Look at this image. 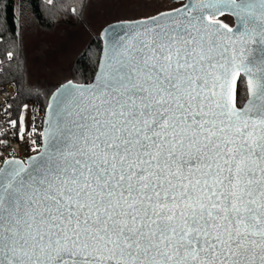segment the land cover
Segmentation results:
<instances>
[{
	"label": "snow or ice",
	"instance_id": "snow-or-ice-1",
	"mask_svg": "<svg viewBox=\"0 0 264 264\" xmlns=\"http://www.w3.org/2000/svg\"><path fill=\"white\" fill-rule=\"evenodd\" d=\"M173 11L114 49L95 89L53 97L59 112L91 92L74 127L50 125L46 161L0 167V264H264V59L244 58L264 0Z\"/></svg>",
	"mask_w": 264,
	"mask_h": 264
},
{
	"label": "rangeland",
	"instance_id": "rangeland-1",
	"mask_svg": "<svg viewBox=\"0 0 264 264\" xmlns=\"http://www.w3.org/2000/svg\"><path fill=\"white\" fill-rule=\"evenodd\" d=\"M174 0H86V6L74 25H40L30 10L23 9L19 20L20 52L25 61L24 83L29 94L42 98L67 81H76L72 67L86 44L107 25L121 21L147 19L178 8ZM220 22L231 27L229 18ZM33 102L20 112L18 133L29 136ZM32 147V143L29 144Z\"/></svg>",
	"mask_w": 264,
	"mask_h": 264
},
{
	"label": "trees",
	"instance_id": "trees-1",
	"mask_svg": "<svg viewBox=\"0 0 264 264\" xmlns=\"http://www.w3.org/2000/svg\"><path fill=\"white\" fill-rule=\"evenodd\" d=\"M86 0H0V85H11L14 97L7 103L6 112L12 128L18 130L20 112L25 104L33 102L46 107L54 88L44 99L29 94L24 83L25 61L20 52L19 20L23 9L30 10L36 21L45 27L56 24L72 26L79 21ZM101 53L99 35L93 36L75 59L72 67L75 83H90L96 73ZM11 54V58H9ZM238 106L247 99L245 81L237 84ZM0 137V142H1Z\"/></svg>",
	"mask_w": 264,
	"mask_h": 264
},
{
	"label": "water",
	"instance_id": "water-1",
	"mask_svg": "<svg viewBox=\"0 0 264 264\" xmlns=\"http://www.w3.org/2000/svg\"><path fill=\"white\" fill-rule=\"evenodd\" d=\"M197 7H199V4L197 5ZM161 14L162 13L153 16L157 18L156 20H150L149 18H147L135 21H121L111 23L105 26L99 33V38L101 41V53L97 70L92 81L87 84H80L72 81H67L58 86L51 93L46 103L43 124L42 146L40 148V151L37 154L29 157L25 162L16 159L8 160L3 164L2 167L7 168L10 163L18 162L19 164L27 168L30 164H33V160L36 164H39L42 159L46 161L47 153L52 151L53 143V138L50 137L48 134L50 125L59 120L62 124V127L65 125L67 126V128L74 127L70 123V121L76 119L75 114L78 111L79 107L82 106L84 102L91 99V92L73 91L72 95L68 97L65 104L60 106L59 112H57L53 97L59 95V92L64 91V87L69 85L72 89H95L100 82V74L105 71L104 66L108 63V58L112 55L114 49H120L125 46L131 47L132 44L139 45L140 40L143 38V34L146 32V30H154L155 32H159L161 29L169 28L170 25L177 24L179 23V21L184 20L185 18L184 16L178 15L174 11L165 12L163 13L165 14L163 16ZM225 14L231 15L228 13ZM186 15H188V13H185V16ZM205 16H207V13H205ZM205 22L207 23L208 20H206ZM238 27H241V21L235 17V24L232 28L235 29ZM223 31L226 32L227 28H224ZM257 41H252L244 45L246 49L244 53V58L246 60L254 62L255 65H259L261 63V60L264 59V44H260ZM241 77L244 79L247 89V76L242 73ZM239 79L240 77L237 78V84ZM246 103L247 99L241 107H243ZM69 113H71V115H69ZM62 139L63 137L57 134V140Z\"/></svg>",
	"mask_w": 264,
	"mask_h": 264
},
{
	"label": "built area",
	"instance_id": "built-area-1",
	"mask_svg": "<svg viewBox=\"0 0 264 264\" xmlns=\"http://www.w3.org/2000/svg\"><path fill=\"white\" fill-rule=\"evenodd\" d=\"M1 64V62H0ZM14 97L11 85H0V167L8 160L25 162L29 157L37 154L42 146L43 124L45 108L36 105V112L31 119V133L22 136L12 128L6 112L7 103ZM32 143V147L29 144Z\"/></svg>",
	"mask_w": 264,
	"mask_h": 264
},
{
	"label": "flooded vegetation",
	"instance_id": "flooded-vegetation-1",
	"mask_svg": "<svg viewBox=\"0 0 264 264\" xmlns=\"http://www.w3.org/2000/svg\"><path fill=\"white\" fill-rule=\"evenodd\" d=\"M174 2L176 4H180V6L178 8H176V9H180V8H183V5H185L187 2H189V0H179V1L174 0ZM167 12H170V11H167ZM222 18H229V19H231L232 24H231V27L230 28H232L234 26V24H235V16L227 15V14H222V15H218V16L215 17V19L218 20L219 23H221L220 22V19H222Z\"/></svg>",
	"mask_w": 264,
	"mask_h": 264
}]
</instances>
